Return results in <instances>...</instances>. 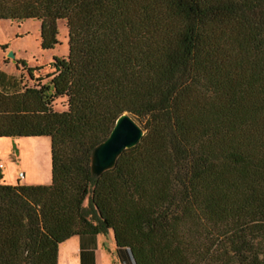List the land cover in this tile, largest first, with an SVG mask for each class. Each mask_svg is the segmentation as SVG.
I'll return each mask as SVG.
<instances>
[{
	"label": "trees",
	"instance_id": "16d2710c",
	"mask_svg": "<svg viewBox=\"0 0 264 264\" xmlns=\"http://www.w3.org/2000/svg\"><path fill=\"white\" fill-rule=\"evenodd\" d=\"M29 19L42 50L64 20L68 52L47 81L0 70V137L51 154L49 184L0 183V264H57L108 230L133 264H264V0H0V20ZM126 112L143 135L97 176Z\"/></svg>",
	"mask_w": 264,
	"mask_h": 264
},
{
	"label": "rangeland",
	"instance_id": "374dc122",
	"mask_svg": "<svg viewBox=\"0 0 264 264\" xmlns=\"http://www.w3.org/2000/svg\"><path fill=\"white\" fill-rule=\"evenodd\" d=\"M58 40L59 44L53 49L42 50L40 43V23L37 20L29 19L21 23L10 20H0V45L6 44L7 48L0 49V70L5 73L22 78L24 82L32 84L27 71L21 64H16L17 59H24L28 67H42L34 71V77H43L53 71L51 66L53 56L66 57L67 47V28L64 20L58 21ZM9 51L15 54L14 59L7 56ZM15 60V61H14ZM44 79L43 81H47ZM53 109L63 111L66 109V99L57 98L53 103ZM136 121L135 117L131 115ZM137 122V121H136ZM139 125V123L137 122ZM140 126V125H139ZM0 183L14 180L18 172L24 173L26 181L28 175H33L43 183L51 182V154L49 137H0ZM5 179V181L3 180ZM7 184V183H5ZM87 201H85V205ZM117 264H133L123 261L118 257ZM103 264H106L102 259ZM109 264V263H108Z\"/></svg>",
	"mask_w": 264,
	"mask_h": 264
},
{
	"label": "crops",
	"instance_id": "0c3cea01",
	"mask_svg": "<svg viewBox=\"0 0 264 264\" xmlns=\"http://www.w3.org/2000/svg\"><path fill=\"white\" fill-rule=\"evenodd\" d=\"M1 170V168H0ZM2 174V173H1ZM39 177V176H38ZM28 175L26 181H5L7 184H40L43 183L40 178ZM25 180V178L23 179ZM118 248L115 244L113 233L108 230L107 233L96 235L72 236L58 247L57 264H117Z\"/></svg>",
	"mask_w": 264,
	"mask_h": 264
},
{
	"label": "water",
	"instance_id": "95a60500",
	"mask_svg": "<svg viewBox=\"0 0 264 264\" xmlns=\"http://www.w3.org/2000/svg\"><path fill=\"white\" fill-rule=\"evenodd\" d=\"M7 56L14 59L15 54L13 51H9ZM142 135V128L129 113L120 115L107 138L100 142L92 152L91 169L93 174L98 176L112 168L118 156L125 149L135 146Z\"/></svg>",
	"mask_w": 264,
	"mask_h": 264
},
{
	"label": "built area",
	"instance_id": "2783aa9c",
	"mask_svg": "<svg viewBox=\"0 0 264 264\" xmlns=\"http://www.w3.org/2000/svg\"><path fill=\"white\" fill-rule=\"evenodd\" d=\"M2 167H3V165L0 164V168H2ZM23 179H24V173H22V172H18V180L21 181V180H23Z\"/></svg>",
	"mask_w": 264,
	"mask_h": 264
}]
</instances>
